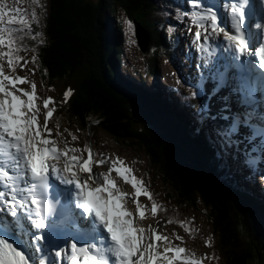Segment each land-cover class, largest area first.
Listing matches in <instances>:
<instances>
[{"label":"snow or ice","instance_id":"1","mask_svg":"<svg viewBox=\"0 0 264 264\" xmlns=\"http://www.w3.org/2000/svg\"><path fill=\"white\" fill-rule=\"evenodd\" d=\"M244 3L247 5L248 0ZM231 13V28L236 34H230L219 25L217 13L212 8H209L208 15L201 14L195 18L198 28L205 29L194 32V44L198 45L199 51L210 52L205 45L223 33L226 48L232 49L238 56L248 52L249 45L243 30L245 11L233 4ZM5 16L9 17L8 25L27 23L23 18H12V14L5 12L4 6L0 5V25L4 24ZM204 21L211 22L210 32L206 30ZM127 27L131 32V21ZM13 43V29L0 27V45L8 47L9 51L4 55L9 57L8 64L15 69L19 57L13 58ZM258 56L260 67L264 68V41L260 43ZM17 81L25 83L19 77L4 75L0 67V94L3 96L0 98V198H4L0 201V264H57V260L65 254L68 259L66 262L61 260V264H113V259L115 264H156L159 254L153 244H141L144 238H138L137 231L142 233L143 229H134L132 220L127 218L131 213L125 211L121 204L125 197L117 194L119 189L115 180L108 175L101 179L99 174L93 173L91 158L82 167L76 155H71L69 162H63L62 158L67 153L59 152L54 141L42 138L46 123L37 127L40 122L33 111L36 108V85H32L31 92H26L16 88ZM5 82L14 90H8ZM198 86L202 87L203 83ZM217 90L214 88L213 94ZM21 95L27 100L21 99ZM190 96L195 99L196 93L191 92ZM50 103L51 100L44 104L48 117L53 115L48 107ZM29 112L32 114L26 115ZM222 119L227 120L228 116L224 115ZM238 123L227 131L217 130L216 135L227 138L230 146V138L236 133ZM6 148L8 151H5ZM68 151L75 153L78 150L73 148ZM3 157H7V161H3ZM250 163L252 161H245L246 166ZM5 166L9 170H4ZM115 171L125 182L131 183L136 189V196H139L142 181L129 179L126 174L130 169L127 167H115ZM104 184L107 187H103ZM152 211H156L155 206ZM9 215L15 219H8L5 224ZM140 216H144L143 211ZM107 238L111 241L108 247L105 246ZM155 239L159 241L161 236L157 235ZM53 249L54 256L48 259ZM184 252V248H176L175 257L179 259ZM163 259L173 264L171 258ZM186 264L199 262L193 259Z\"/></svg>","mask_w":264,"mask_h":264},{"label":"trees","instance_id":"2","mask_svg":"<svg viewBox=\"0 0 264 264\" xmlns=\"http://www.w3.org/2000/svg\"><path fill=\"white\" fill-rule=\"evenodd\" d=\"M49 2L50 9L45 12L47 17L43 23L46 38L42 40L38 37L40 31L36 26L31 35L35 39L32 41L38 57L49 72L46 79L51 85L57 82L65 84L72 95L74 94L65 113L67 122H79L86 127L96 119L101 121L99 125L104 130H107L106 123H112L108 129L113 139L126 142L127 139L121 138L126 127L122 120H131L135 124L136 118L145 116L144 121L158 139L160 155L164 157L168 154L182 160L202 181L216 188L215 193L225 191L228 194L224 196L220 192L222 198L219 201L227 210L226 215H230L222 223L225 247L232 253L238 248L242 252V264H264V218L261 219V225L256 205L244 196L235 194L226 181L216 179L218 175L214 174L216 171L209 163L210 159L201 151L198 141L191 137V128L183 127L178 121L176 123L174 116L168 114L160 105L142 103L139 96L133 94L121 80L118 81L114 73L125 47L119 8L128 15L129 21L136 19L153 36L159 33L154 13L149 7L152 1ZM37 8L41 14L44 13L41 0H37ZM147 24L149 25L146 26ZM154 41L155 39L152 40V45L156 47ZM42 42L44 45H41ZM129 125L135 132L136 127ZM129 140L132 149L140 147V143L137 147L132 139ZM154 144L156 143H152Z\"/></svg>","mask_w":264,"mask_h":264},{"label":"water","instance_id":"3","mask_svg":"<svg viewBox=\"0 0 264 264\" xmlns=\"http://www.w3.org/2000/svg\"><path fill=\"white\" fill-rule=\"evenodd\" d=\"M140 38H142L141 34ZM129 121L122 120L126 127L121 138L126 139L132 135L136 138L137 145L140 143V152L146 157L140 159L143 164V166L140 164V170L146 176L153 196L162 199L166 208L163 211L171 229L177 234L182 232L184 238L189 240L196 234L191 223L196 224L200 230L199 234L203 235L204 232L210 237L212 245H217L216 256L219 257L220 264H242V252L237 248L232 253L225 247L222 223L226 220V216L230 215H226L227 210L219 204L220 195L215 193L214 189L202 181L182 160L168 154L164 157L160 155L161 151L157 147L158 139L145 124L141 121L135 124ZM99 123H97L98 127L104 130ZM111 124L106 123L107 132ZM129 124L136 127L137 132H133ZM78 125L83 129L82 133L85 136L91 135L88 133L93 130V122L86 127L79 122ZM154 142L156 144L152 145Z\"/></svg>","mask_w":264,"mask_h":264},{"label":"rangeland","instance_id":"4","mask_svg":"<svg viewBox=\"0 0 264 264\" xmlns=\"http://www.w3.org/2000/svg\"><path fill=\"white\" fill-rule=\"evenodd\" d=\"M48 1L49 0H42L41 1V5H42V7H43V10H44V13H42V15H41V17L44 19V17H45V10H46V6H47V4H48ZM36 19L38 20V22H39V19L36 17ZM125 20V19H124ZM126 22V28H127V21H125ZM44 31V30H43ZM131 35H132V31H131ZM129 46V45H128ZM128 55L130 56V58H131V62L132 63H134V58L132 57V55L130 54V53H128ZM39 74L40 73H38V71H35V75H36V77H38L37 79H41V77H39ZM43 83L45 84L46 83V81H44L43 80ZM67 92H64V87H63V85L61 84V83H56L55 84V89L53 90V91H50V90H48V88L46 89L45 88V85H42L41 83H40V103H41V109L42 110H44L45 109V107H44V104H45V102L46 101H49V100H51L52 101V103H50L49 105H48V107L50 108V107H53V105L54 106H58V105H63V104H61V103H63V101H66V100H68L69 101V99H70V97L66 94ZM51 97V98H50ZM66 97V98H65ZM65 111V110H64ZM44 119H48V116H46V117H44ZM93 126H95L94 125V123H93ZM48 128H50L49 127V125H48ZM65 128H67V129H69V127H65V125H61V126H59V129H60V132H59V134L60 135H62V136H65L66 137V134H68V133H70L68 130H66ZM74 128V127H73ZM95 127H93V129H94ZM51 129V128H50ZM68 132V133H67ZM88 134H91V135H94L95 136V138H100L101 140H102V142H104L106 145H107V147H109V148H111V149H113V150H115V151H118V152H123V153H121L122 155H124L125 157H129V158H133L134 156H138L140 159H141V157H145V155H143V153H141L140 152V149L139 148H135L136 150H131V149H129L128 148V145L130 144V142H124V143H122V142H117V144L108 136V135H106V134H104V132L103 131H101V130H99V131H97V129H96V132L94 133V134H92L90 131H89V133ZM96 134V135H95ZM77 140V142H80L78 139H76ZM88 140H90V138L88 139V137H85V141L87 142ZM120 145V146H119ZM137 153V154H136ZM146 158V157H145ZM136 160H138L137 158H136ZM140 161V160H139ZM145 162V161H144ZM140 164H142L141 163V161H140ZM142 166H143V164H142ZM196 242V241H195ZM192 248H194V249H197V250H200L201 251V249H199V248H196L194 245H192V244H189ZM205 249L206 250H208L206 247H205Z\"/></svg>","mask_w":264,"mask_h":264},{"label":"bare ground","instance_id":"5","mask_svg":"<svg viewBox=\"0 0 264 264\" xmlns=\"http://www.w3.org/2000/svg\"><path fill=\"white\" fill-rule=\"evenodd\" d=\"M217 3V2H216ZM234 4V2L232 1V0H230L229 2H225L224 4L223 3H221L220 5H225L224 7L225 8H227V7H231L232 5ZM210 5H211V3H210ZM199 10V7H198V9H197V11ZM193 12V14H198V12ZM258 16V15H257ZM154 23V22H153ZM149 24H147L146 26H148ZM154 25V24H153ZM152 26V25H151ZM150 26V27H151ZM156 27V26H155ZM146 29V28H145ZM154 29V28H153ZM179 55H181L182 57H183V55L182 54H179ZM195 86H197V85H195ZM181 93H183V91L181 92ZM51 98V97H50ZM222 108H224L225 110H224V112L223 113H220V114H218L217 113V111H215L216 112V114H217V116H216V120L220 117V120H222V117L224 116V115H226V112H227V107L225 106V104L223 103L222 105ZM46 132L47 133H49L50 135H55V133H54V131L52 130V129H50V128H48V125H47V127H46ZM88 137V139L90 138H92V136L90 135V136H87ZM65 140H68L67 138L65 139ZM84 141H85V139H84ZM89 141V140H88ZM86 142V141H85ZM116 179L118 180V181H122V178H121V176L120 175H116ZM249 179L251 180V181H254V180H252L250 177H249ZM257 183H259V182H257ZM162 215H164L163 213H162ZM8 221V220H7ZM194 241H196V240H194ZM197 242V241H196ZM193 245V244H192ZM105 246L106 247H108L109 246V242H105ZM191 247V246H190ZM192 248V247H191ZM193 249V251L194 252H196V253H202L203 252V250L201 249V251L200 250H197V249H194V248H192Z\"/></svg>","mask_w":264,"mask_h":264}]
</instances>
